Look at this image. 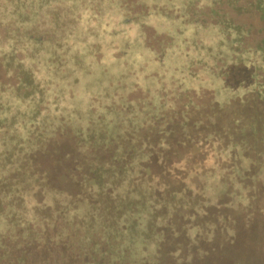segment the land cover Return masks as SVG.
Returning <instances> with one entry per match:
<instances>
[{"label":"trees","instance_id":"16d2710c","mask_svg":"<svg viewBox=\"0 0 264 264\" xmlns=\"http://www.w3.org/2000/svg\"><path fill=\"white\" fill-rule=\"evenodd\" d=\"M146 1L157 7L133 21L125 14L123 0H102L94 29L124 43L121 58L96 63L87 59L83 47H71V52L58 48L59 39L64 45L70 40L54 31L61 28L62 17L92 22L91 8L81 6V0H0V264H162L165 236L157 229L181 203L168 198L151 203L144 199L146 186L151 182L158 190L161 178L169 177L164 186L187 191L181 173L189 165L180 166L196 155L192 150L198 145L192 143L209 136L214 145L218 141L215 147L228 163L217 164L216 176L218 194L233 196L226 206L259 207L264 144L253 155L239 145L243 140L224 144L193 97L210 91L224 106L256 93L264 101V46L243 48L247 32L229 17L209 23L187 20L189 7L213 10L220 0ZM256 5L264 21V0ZM103 14L117 18L119 27L108 19L102 28ZM141 23L172 39L160 58L145 51ZM195 64L200 65L198 71L192 70ZM152 71L158 76L154 87L146 89L150 77L145 76ZM140 87L149 98L128 100ZM82 90L96 95L78 99L87 110L82 112L55 95L63 92L71 100ZM139 106L155 111L153 123L135 117ZM54 126L60 134L71 135L72 143L60 144L69 140L56 138ZM145 139L161 143L144 144ZM134 140L136 144H130ZM214 228L234 238L216 250L240 248L233 225ZM193 233L184 235L197 245L200 234ZM241 246L264 253L263 242ZM240 254L232 256L233 261L220 256L211 264H245ZM261 254L250 264H264Z\"/></svg>","mask_w":264,"mask_h":264},{"label":"rangeland","instance_id":"374dc122","mask_svg":"<svg viewBox=\"0 0 264 264\" xmlns=\"http://www.w3.org/2000/svg\"><path fill=\"white\" fill-rule=\"evenodd\" d=\"M256 1L257 0H220V3L214 5L213 10H211L210 6L194 5L187 9V20L209 23L216 22L219 16L229 17L237 24L243 26L244 30L247 32L246 37L243 39V48L264 46V21L257 9ZM123 2L122 4L126 6L129 14L127 15V13H125L126 16H129L130 20L133 21L137 20L135 17L137 18L138 16L146 14L151 7H157L151 2H149L151 5H148L146 0H123ZM80 4L81 6L91 8L92 18L90 19H92V22L90 23V21L87 20L81 22V19L78 17L73 19L71 14V16L68 15L71 19L65 16L62 17L63 13L58 15L62 17L63 22L58 20L61 23V28H55L54 31L56 34L59 32L61 36L69 35L70 37L69 43L64 45L60 43L61 40H58L56 36V40L59 42V50H61V52H71V50H69L71 47L73 51L83 47L85 49L84 53H89L87 59L90 61L94 60L96 63H100L101 61L104 63L105 59H111L114 58V56L121 58V44L124 43L122 42V38L120 40V37L116 39L104 37V30L94 29L93 27L94 23H96L97 16L100 15L99 7H102V0H81ZM168 13L172 14L173 12ZM102 18L104 20L102 28L107 24L106 20L108 19L115 21L112 22L113 26L117 25V27H119L116 21L117 18L112 15L107 17L103 14ZM78 20L80 21V25ZM33 30L37 32L36 28H33ZM38 30L41 31V29ZM141 30L143 33L142 37L143 45L146 49L145 51L153 54L155 58H160L170 46L172 39L166 33L159 31L151 24L141 23ZM63 63L64 61H61L59 65L62 67ZM145 65L146 63L140 65L138 70H143V66ZM199 68L200 65L195 64L192 70L198 71ZM147 74L151 75L145 76L150 77L143 86L146 89L154 87V84H152L154 83L153 79L155 76L156 78L158 76L154 71ZM260 81L264 83L263 77ZM150 83L151 85L148 87ZM144 88L140 87V89H136V91H131L128 100L139 99L148 95L147 92L144 91L146 90ZM55 95L57 100L58 98L65 99L63 101L70 103L73 108L75 107L81 112L86 109L83 108L84 104H81L83 101L78 102V99L81 98V96H84V98H95L94 96H96L94 94L83 93V90L80 91L78 95H74V98L71 100H66V97H63L65 95L63 92L55 91ZM102 96L103 95H100L99 98L101 99ZM120 96L121 95H119V97ZM147 97L149 98V95ZM193 98L198 106L200 105L201 108H204V112L208 116L207 118H210V120L214 122L217 138L224 141V144H228L230 141L234 144L243 140V143H239V145L247 148V155H253L256 151L261 150L262 144L264 143H261L259 138L262 136V139H264V101L260 100L256 93L233 99L229 104L224 106H220L214 101V95L210 91L201 92L198 96H194ZM97 101H99V99ZM60 104L61 106L66 105ZM141 106L135 108V117H139L143 121L147 118L148 122L150 121L153 123L155 111H150L151 109L149 110ZM71 110L73 111V109ZM71 110H69V113ZM167 111L168 110H159L157 113L160 112L161 114H165ZM55 112L58 114L57 110ZM82 115L84 118L87 117L84 113H82ZM230 121H232V125H229ZM241 135L243 137H240ZM62 139L72 140L68 136ZM212 142V136L197 141L195 144H198V146L193 149L192 152H196L200 158H196L195 156V158L191 159L194 160L193 162H191V160H183L184 162L182 166H180L186 169L185 166L189 165V170L181 174L182 177L186 176L187 187L189 189L191 188V190L187 189L186 191L187 194L185 198H187V200L185 201V207L183 205L179 208L177 207L175 209L176 212L171 211L170 216L161 222L163 224L159 227L160 229H157L158 232L163 230V235L165 236L162 264H211V262L216 261L217 258L219 259L220 256L221 258H231L230 261H233L232 258L239 253H241L240 256L245 261V264H250L253 256L261 254L250 253L247 248L241 245L264 243V192L262 190V193H258L260 198L258 208L254 207L244 210L242 208H232V206L227 207L233 201V196H226V194L220 196V194H218V187L220 184L216 176L218 174L217 168L219 167H217V164L221 163V165L224 166L228 163L224 159L223 153L220 152L221 150L219 147V151H217L215 147L218 141L215 145ZM221 143L223 144V142ZM200 151L202 155H200ZM192 170L197 173L193 174ZM166 180L167 179L163 180V183L166 182ZM223 198L225 201H220V199ZM227 203L229 205H227ZM243 211H245V213H242ZM233 222L235 223L233 224ZM215 224L223 228L233 225L236 229V238L241 244V249L237 248L234 251L229 250L223 253L220 252V250H216V246H219L221 243L233 242L234 238H229V236L228 238L225 237L223 233L224 229H222L220 233V228H214ZM213 228L214 232L211 238L209 233ZM197 231H199L200 234L199 241L196 243L197 245L189 244L191 241L186 239L184 234L189 232L196 233ZM209 238L213 240L208 242L207 240ZM261 257H264V253L261 254ZM187 259L189 261L188 263L182 261Z\"/></svg>","mask_w":264,"mask_h":264},{"label":"flooded vegetation","instance_id":"af4514ba","mask_svg":"<svg viewBox=\"0 0 264 264\" xmlns=\"http://www.w3.org/2000/svg\"><path fill=\"white\" fill-rule=\"evenodd\" d=\"M26 127H28V125L26 124V125H24V128L25 129H23L25 132H26ZM40 129H41V127H39ZM53 132H55L54 134H56V138H58V136H60V137H62V138H64V137H66L67 138V134L66 133H64L63 131H61V134H60V132H59V128L57 127V126H54L53 127ZM68 133V132H67ZM68 137L69 138H71V135H68ZM72 139V138H71ZM59 142H61L60 140H58ZM145 141V143L144 144H147V142H149V141H147L146 139L144 140ZM136 142L137 141H131L130 142V144H136ZM72 143V141L69 139V141H67V142H65V143H60V144H71ZM114 143H117V144H121L122 142H119V141H116V142H114ZM149 143H151V144H155V143H161L159 140H156V139H152V140H150V142ZM196 142H194V143H192V144H195ZM81 144H89L88 142H83V143H81ZM198 145V144H197ZM197 147V146H196ZM195 156H196V158H200V156H198V154L195 152ZM195 156L193 157V158H195ZM196 161H198V160H196ZM164 178V177H163ZM163 178H161V180L159 181L160 183V186H158V190H156V187L154 186V185H152V183L150 182V183H148L147 184V186H146V188L148 189V191L146 192V195L144 196V199H148L151 203H162V202H164V200L165 199H172V200H178V202H180L181 203V205L180 206H183L184 205V207H185V201L187 200V198H185V196L184 197H182V198H184V199H182V201H181V195H183V194H185V192L186 191H183V192H180V193H178V191H180L179 189H178V191H176V192H173V191H171L170 189H172V186H170L169 185V187L168 186H164L165 184L163 183V180H165V178L163 179ZM169 178V177H168ZM168 178H166L167 180H168ZM149 179V177L148 178H146V181ZM150 180V179H149ZM166 180V181H167ZM188 180V179H187ZM168 181H170V180H168ZM167 181V182H168ZM146 183V182H145ZM167 189V192H163V190L164 189ZM189 189V188H188ZM189 190H191V188L189 189ZM174 193V194H173ZM180 199V200H179Z\"/></svg>","mask_w":264,"mask_h":264}]
</instances>
